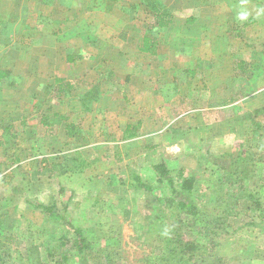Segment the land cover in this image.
<instances>
[{"label":"rangeland","instance_id":"374dc122","mask_svg":"<svg viewBox=\"0 0 264 264\" xmlns=\"http://www.w3.org/2000/svg\"><path fill=\"white\" fill-rule=\"evenodd\" d=\"M216 1L218 2V0ZM243 1L247 6L246 9L250 11L252 6L250 1ZM22 2H28V0L1 1L0 13L4 21V24L0 26L1 71L12 69L16 64V62L14 63L16 59H19L18 71L22 70L26 72L31 68L30 63L33 60L39 61V65H44V62L49 60V58L51 60L52 58L56 60L64 59V48H62L64 43L72 49L75 46L83 47L91 44L89 40L92 37L85 35L83 37L81 35L77 38L69 37L68 40H61L60 35H62V31L58 32L59 35L55 33L50 37L32 35L25 40H20L23 36H19L18 31L20 30L16 28V25L24 26V23L28 22L29 25L31 22L30 17L27 16L31 15V12L28 6L22 4ZM35 12L37 15L41 11ZM215 13V16H210L215 19L217 36L215 46L219 48L222 46L224 48L226 42L224 44L219 43V40L222 39V42H224L223 39L226 40V12L223 9L217 8ZM16 16L18 18L15 19ZM120 18L118 19L119 23L121 21ZM81 19L80 25H87L86 18L83 17ZM123 20L126 21V18ZM153 21L151 15L145 16L139 13L136 16V23L141 25L144 24L146 26V23L151 24ZM95 23L101 27L104 25V20L96 19ZM257 30L263 31V35H258L255 38L256 44H254L253 40V44H246L248 50L245 52V60L250 66L234 69V75L248 77L254 72L256 73L254 79H259V76H262L260 82L253 84L248 82L215 84L212 90L215 98L212 105L214 108H219L210 111L213 115L198 117L197 121V117L193 116L195 114L186 113L189 109L185 110V107L190 104V101L185 98L182 99L184 110L181 111L182 113L179 112L177 108L178 99H172L174 98V94L171 96V93L169 94V99L166 100L167 110H164L165 113L159 108V106L162 107V100L156 99L152 102L146 99L134 101L135 111L144 112L143 117L146 123L152 124V122L157 121L154 127L160 126V132L145 128L139 134L140 146L143 147L145 145V140L146 143L150 141V145H157V148L152 152L147 151L148 155H151L149 156L151 157L149 163L151 164L153 160L157 163L159 159H167L169 165L174 170L171 174L173 177H177V169H184L185 177L193 180L190 199L200 207L211 204L218 194L226 196L232 189L240 190L238 186H232L221 181V172L210 164L209 155L219 156L223 153L235 152V154L241 153L246 160L251 159V162H249L251 172L244 184L245 190H241V192L237 191L234 196V201L237 205L235 210L239 214L237 216L232 215L228 219V224L233 235L226 237L225 241L221 239L220 245L216 250V256L204 264H264V66L257 69L258 67L256 68L253 64L259 63L257 59L264 57V23L259 26V29H256V32ZM102 31L99 32L97 37H93L94 43L113 39L114 36L102 34ZM36 40L38 45L36 44V47H34ZM97 45L99 46L96 51L102 52L98 54V57L100 55L110 57V53H103L104 48L100 47V44ZM52 46H56L57 48L55 54H51V52L47 53L46 50L44 51V49ZM89 48L95 50L93 47L89 46ZM123 48L125 49L126 47L123 46ZM14 55H17L16 59ZM237 58L240 59V55ZM120 76L119 79H122L123 76L121 74ZM94 77L90 78V81L96 80ZM246 80L249 81V78H246ZM32 82H24L19 86L12 82L10 84L6 83L4 80L0 82V98H4L6 103L11 107L16 105L19 110H16L14 113L19 112L21 116L23 115L24 119L33 124L32 126L28 125L29 127L35 126L37 128V130H33L35 132L31 136V139L28 138L26 140L27 136H21L18 139L17 144L20 151H22V156L26 160L24 162L25 165H22L23 168L16 170L15 176L11 175L12 177H10L7 175L16 168L13 164L4 162V160L2 163L0 162V197L2 196L0 201L4 198V203L5 197L8 199L10 197L12 199L15 198L10 206L2 207V210H0L3 215L0 218V258L2 260L0 264H79V256L75 248H72L74 235L67 231V228L58 226V222L45 217L40 211H35L25 206H14L15 202L21 201V198L19 193L13 194L12 187L22 182L25 185L26 181L28 184L24 186L23 190L25 191L27 188L28 193L32 191L33 195H29L30 197L33 196L35 200L38 197L42 198L47 204L55 203L59 213H62L63 206L67 207V215L70 221L74 226L82 229L84 238L89 243V247L85 252L88 264L155 263L154 257L159 255L163 248L162 241L153 233L147 235L146 231L150 220V213L163 210V207H166L163 202L165 192L160 189H154L149 194L143 190H136L133 186L129 189H134V191L129 192L128 188L119 186V182L114 180L108 182L116 184L115 188L113 187L109 190V195L107 194L102 197V192L105 193L104 188H102L104 180L99 181L96 177L98 178V175L102 173L101 171L108 170L111 165L114 171H117L116 166L118 163L115 161L116 157L114 155H118V153L112 147L85 148L80 144L79 140L82 137L79 135L80 133L84 134V136H89L90 139L97 138L99 140V137L93 135V131L90 129L89 123L93 119L92 114L82 112L84 114L83 118L76 116L77 111L83 109L82 104L85 103L88 108L94 109H100L99 107L110 108L111 105L114 106L113 108L117 107L118 109L120 106L118 102H120L121 106L124 103L123 109L125 112L128 106L126 99H108L107 97L119 95V90L117 91L118 88L114 85L111 87V85L103 84L99 85L103 93L108 90V87L111 89V92L104 93L103 99L87 102L86 93H95L99 90L98 88L95 90L94 87L96 86L93 82L76 84V88L72 89L68 93L69 95L62 99H56L51 94L56 88L55 83L50 86L42 83L37 85ZM242 82H245V80ZM193 83L195 82L193 81ZM139 85L142 90L144 89V91L149 92V89H145L148 88V84L145 88H142L143 84ZM187 85L189 86L190 83H187ZM122 86H126V84H122ZM191 86L201 89V86L205 87L206 85L199 82L191 84ZM62 95L60 94L59 96L61 97ZM223 103H226V105ZM221 105L225 108L221 109ZM48 107L51 109V112L52 110L57 113L67 111V113L71 114V122H76L79 118L80 122L84 124L85 130H82L80 126L79 130L81 129L82 132L78 133L77 131L74 133V131H71L70 135L67 136L70 139V142H68L69 146L59 147L63 138L59 135L60 126L46 129L37 124L44 114L47 115ZM153 108H156L157 112L152 113L154 112L151 111ZM10 109L12 108L7 109V118L11 117L9 115L14 114L9 112ZM12 117L16 118L15 116ZM19 118L17 116V119ZM100 118H102L101 124L102 122L106 123L107 127H111L113 123H117L118 126L119 123H125L124 119H122L124 116L120 117L122 120L118 119L117 116L115 118L111 117L110 114L104 118L102 115ZM100 118L98 115L97 121ZM66 121L68 123L70 121L69 118ZM16 130L18 129L12 128L11 132H7L10 140L7 139L6 144L9 141L12 142L14 135L18 136L20 134V131L16 132ZM0 136L1 138L6 137L4 133H0ZM33 138L39 142L38 147L32 148L34 145L31 144V141H34ZM51 138H54L58 143L52 151L46 146ZM3 140L5 141V139ZM133 144L132 142V146ZM132 146L119 151H121L120 155L124 153L129 155V158L125 159L126 162L135 159L136 163L134 164L137 166L138 159L141 158L138 155H144L143 153L146 152L142 153L143 148L139 149ZM66 151L70 152L64 154ZM75 152H78L79 155H75ZM42 153L47 155L48 153L52 154L48 156L50 162L47 168H43V165L39 163L41 158L37 157V155L40 156ZM66 155L68 157L72 155L76 157L77 163L81 161L88 163V167L80 169L82 170V178L77 176V178L74 177L72 180L66 181L62 176L67 173L73 174L72 171L67 170L61 174L52 168V165L62 161V159L56 160L57 158L59 159ZM98 156H104L109 161H102L103 164H96L94 159ZM133 165L128 168L130 169ZM120 167V171H122V168L124 169L125 167L126 169L127 164L123 163ZM47 169L48 171H46ZM137 171L139 175L142 173L145 181L150 178L148 166L145 167V170L140 167ZM122 174L123 172H121ZM31 180L34 181V184L36 183V186H32ZM60 180L67 187L64 191L61 187H58ZM85 181L88 186L81 189L80 193L82 196L86 197L88 195V201L90 199L93 201L94 198H101L100 203L98 202L94 207H73L74 196L72 198L69 191L72 189L73 193L77 192V186L83 185ZM129 183L132 184V180ZM18 187L20 188V186ZM95 189L97 190V194L94 193ZM37 191L41 192L38 193ZM4 193H6L5 196L3 195ZM247 195H250L252 199L248 200ZM257 201L260 203V206L256 203ZM61 235L66 237V244L67 240L69 241V244L65 247L59 245L58 237ZM50 255H52L51 258ZM61 255H66L68 261L62 262ZM197 264L202 263L198 262Z\"/></svg>","mask_w":264,"mask_h":264},{"label":"crops","instance_id":"0c3cea01","mask_svg":"<svg viewBox=\"0 0 264 264\" xmlns=\"http://www.w3.org/2000/svg\"><path fill=\"white\" fill-rule=\"evenodd\" d=\"M1 1L2 0H0V6ZM154 1L160 5L161 8L164 7L167 9L171 18V23L166 28L153 30V36L156 41L154 54L142 53L140 51L143 39L146 36H150L148 32L152 26H154V21L151 24L146 23V26L136 23V16L139 13L145 16L151 15L152 19L154 18L151 11L142 3V0H28V2H22V4L28 6L31 12V15H27L30 17L31 22L29 25L28 22L24 23V26L16 25V28L20 30L18 31L19 36H23L20 40H25L32 35L50 37L62 31V35H60L61 40H68L69 37L77 38L81 35L83 37L85 35L92 37L89 40L91 44L83 47L75 46L72 49L71 47H67L64 43V46H62V48H64V59L56 60L51 57L52 60L49 58V60L44 62V65H39V61L33 60L30 63L31 68H29L27 72L22 70L18 71L19 59H16L17 55H14L16 59L14 63L16 62V64L12 69L2 71L6 76L2 78L0 82L4 80L6 83L10 84L12 82L13 84H18V86L24 82L31 83L32 81L33 84L39 85L42 83L51 86L55 83L56 79L60 78L64 83L73 85L74 89L76 88V84L93 82L96 86L94 87L95 90L96 88L99 89L96 92L94 91L95 101L101 98L103 99L105 96L104 93L111 92V89L108 87V90L103 93L99 85L106 84L111 85V87L114 85L118 88L117 91L119 90V95L116 94L115 97H106L108 99L110 98V100L126 99V104L128 106L125 112L123 109L124 103L121 106L120 102H118L120 105L118 109L117 107L113 108L114 106L111 105L110 108H88L87 110H78V113H76V116H79V118L84 117L82 112L92 114L93 119L89 123L90 129L93 131V135L99 137V140L97 138L90 139L89 136L81 134V129H86L84 124L80 122L79 118L78 121L71 122V114L67 113V111L57 113L52 110L51 112V109L48 107L47 115L44 114L37 122L39 126H43L46 129H52L53 126H60L59 135L63 138L61 139L62 141L59 147L65 145L69 146L68 142H70V139H68L67 136L70 135L71 131H74V133L78 131V133H80L79 135L82 136L79 139L80 144L85 148L112 147L115 149L118 153V155H114V157H116L115 161L118 163V167L116 166L117 171H114L111 165L108 170L101 171L102 173H100V175L97 174L99 177H96L99 181L104 180L102 188H104L105 193L102 192V197L107 194L109 195V190L113 187L115 188L116 184L108 182L114 180L119 182V186L126 187L129 192H133L134 189H129L132 187V184L129 182L133 174H136L145 181V179H143L144 177H142V173H140V175L137 173L140 167L145 170V167L148 166V170L150 169V178L146 181H154L156 179L155 172L152 168L156 163L154 160L151 164L149 163L151 161V157L149 156L151 155H148L147 151L149 150L152 152L157 148V145H150V141L146 143L145 140V145H143V147L140 146L139 134L145 128L160 132V126L154 127L157 121L152 122L151 120L152 124L146 123L143 117L144 112L135 111L134 101L146 99L152 102L156 99L162 100V107L159 106V108L164 112V110H167L166 100L169 99V94L171 93V96L174 94V98L172 99H178L177 108L179 112L184 110L182 99L185 98L190 101V104L185 107V110L189 109L186 113L195 114L193 116H196L198 121V117H209L213 115V113L210 112L211 110L219 108H214L212 105L215 99L212 93L215 84L247 82L253 84L260 82L262 77L260 75L259 79H254L256 73L253 72L252 75L248 77L245 76L249 78L248 81L245 77L234 75V69H240V67L249 65L245 60V52L248 50L246 44H253V41L256 40L255 38H257L258 35H263V31L260 32V30H257L256 32V29H259V26L264 23V0H248L252 4L250 11L246 9L247 6L243 0H226V3L225 0H218V2H215V0ZM223 5L225 6L223 7ZM217 8L223 9L226 12V40L223 39L224 42L221 41L222 39L219 40V43L224 44L226 42L224 48L222 46H220V48L215 46L217 40L215 19L210 16L216 15L215 11ZM35 11L41 12L36 15ZM83 17L87 20V25L85 26L79 23ZM16 18L18 17L16 16L15 19ZM119 18L121 19L120 23L118 21ZM124 18H126L127 22L123 20ZM96 19H103L104 25L99 27V25L95 23ZM3 22L0 13V26L4 24ZM101 30H103L102 34L105 33L107 36H114L113 39H106L104 42L94 43L93 37H97ZM36 44L37 40L34 43V47H36ZM97 44H100V47L104 48L103 53H110V57L103 55L98 57V54L102 52L96 51L99 46ZM254 44H256L255 41ZM89 46L93 47L95 50L90 49ZM123 46L126 48L124 49ZM45 50L47 53L51 52V54H55L57 48L56 46H52L48 49H44V51ZM59 54L61 53L59 52ZM89 55L93 57H89ZM238 55H240V59L237 58ZM257 60H259V63L253 64L259 69L264 66V57ZM253 64H251V66H253ZM120 74L123 76L122 79H119L121 77ZM93 77L96 78V80L90 81V78ZM243 80H245V82H242ZM193 81L195 83L200 82L206 86H201V89L195 88L191 86V84H195ZM187 83H190V85L188 86ZM122 84H126V86H122ZM139 84L144 85H142V88H145L148 84V88L145 89H149V92H146V90L144 91V89L142 90ZM47 85L46 87H48ZM16 89H18V87H16ZM196 93L198 94L196 95ZM51 94L56 97V99H62L69 95L64 94L65 96L60 97V94H56L53 91ZM223 104L226 105V103ZM8 108H12L9 110L10 113L19 110L16 105L11 107L6 103L4 98H0V133L6 135L5 138H1L0 136V162L2 163L4 160V162H10V164L16 167L14 171L7 174L12 177L15 176L16 170L23 168L22 165H25L24 162L26 160L22 156V151H20L17 144L19 137L27 136L26 140L28 138L31 139V136H33L35 132L33 130H37V128L35 126L29 127L28 125L32 126L33 124H30L29 121L24 119L22 117L23 115L21 116L19 112L9 115L11 117L7 118ZM220 108L222 109L225 107L221 105ZM156 110V108H153L151 111L155 113L157 112ZM108 114L114 118L117 116L120 120L124 119L125 123H119V126L117 123H113L111 127H107L108 125L103 122L101 124L102 118H100V116L103 115L104 118L107 117ZM98 115L100 118L99 121H97ZM17 116L20 118L17 119ZM121 116H124V118L121 119ZM67 118L70 120L68 123L66 121ZM80 126L81 129L79 130ZM12 128L18 129L16 132L20 131V134L18 136L14 135L12 142L9 141L8 144H6L5 142L10 140L7 132H11ZM131 133H133L134 136L129 137L128 135ZM71 137L73 136L71 135ZM2 139H5V141H2ZM132 142L134 143L133 146ZM38 143L36 139L31 141V144H34L32 148L38 147ZM57 144V141L51 138L46 146L52 151L56 148L55 146H57ZM130 146L139 149L143 148L142 153L144 151L146 152L143 153L144 155H138L139 157L141 156V158L138 159L137 166L134 164L136 163L135 159L126 162L125 159L129 158V155L125 153L120 155L121 151L119 150L130 148ZM69 152L70 151H66L64 154ZM74 154L79 155L78 152ZM49 155L52 154L48 153L47 155L42 153L40 156L37 155V157H40L41 160H47L49 164ZM33 159H35V157H33ZM60 159H62V157L56 160ZM107 159L108 158L104 156H98L94 159V162L96 161V164H103L102 161H109ZM41 160L39 163L44 167V163H41ZM84 162L85 165L83 169L89 166L86 161ZM123 163L127 164V167L126 169L124 167L125 170L122 168V171H120V165ZM131 165L133 166L129 169L128 167ZM121 172H123L122 175ZM81 173L82 170L74 171L73 174H64L62 178L66 181H70L74 177H81ZM86 174H84V176H86ZM61 181L62 180H60L58 187H61L64 191L67 187L64 185V182L61 183ZM31 182L32 186H36L33 180H31ZM27 184L28 182L26 181L25 185L22 182L12 187L13 194L19 193L21 198V201L18 203L15 202L16 204L14 206L29 207L25 204V200H33L47 205V202L42 198L38 197V199L35 200L33 196L30 197L29 195H33L32 191L28 193L27 188L25 191L23 190L24 186H27ZM18 186H20V188ZM87 186L88 184H86L85 181L83 185L80 184V186H77V192L73 193V191H71L72 189H70V195H72V198L74 196V202L72 203L73 207H94L98 202L100 203L101 198H94L93 201L92 199L88 201V195H86V197L82 196L80 193L81 189ZM40 192L41 191L38 193ZM94 193L97 194L96 189ZM5 194L6 193L3 195L5 196ZM5 199L4 203V198L0 201V210H2V207L10 206L15 200V198L12 199V197L9 199L5 197ZM1 217H3V215L0 211V218Z\"/></svg>","mask_w":264,"mask_h":264},{"label":"trees","instance_id":"16d2710c","mask_svg":"<svg viewBox=\"0 0 264 264\" xmlns=\"http://www.w3.org/2000/svg\"><path fill=\"white\" fill-rule=\"evenodd\" d=\"M142 3L153 14L154 26L148 32L150 36L143 39L140 51L154 54L156 41L153 30L166 28L171 23L170 13L164 7L161 8L154 0H142ZM5 76L6 74L0 71V80ZM55 85L54 93L56 94H68L73 89V85L64 83L60 79L55 80ZM86 99L87 102L95 101V93H86ZM82 108L88 109L85 103L82 104ZM128 136L132 137L134 134L131 133ZM75 158L73 155L71 157L63 156L62 161L52 165V168L61 174L67 170L74 172L83 169L85 162L77 163ZM208 158L210 164L221 172V181L232 186H238L240 190L232 189L226 196L218 194L216 199H213L211 204L206 206L200 207L190 199L193 180L185 177L182 168L177 169V177H173L171 174L174 170L167 159H159L152 167L156 175L154 181L147 182L136 174L132 175L131 180L134 189L143 190L149 194L154 189L165 192L163 202L166 207H163V210L151 212L147 225V235L152 233L157 235L163 245L161 253L154 257L155 263L153 264H197L198 262L204 264L216 256L220 240L225 241L226 237L233 235L228 219L232 215L237 216L239 214L235 210L237 205L234 196L237 191L245 190L244 184L251 172L249 169L251 159L246 160L241 153L235 154V152L223 153L219 156L209 155ZM41 163H44L43 168L49 167L47 160L42 159ZM155 186L158 187L155 188ZM247 198L248 200L252 199L250 195H247ZM256 203L260 206L258 201ZM25 204L35 211H40L45 217L58 222V226L67 228V231L74 235L72 248H75L79 256V264H88L85 252L89 243L84 238L82 229L74 226L70 221L66 206H63L62 213H59L55 203L44 205L37 201L25 200ZM65 238L64 235L58 237L61 247L69 244L68 240L66 244ZM51 257L52 255H50ZM61 259L62 262L68 261L66 255H61ZM0 261H2L1 258Z\"/></svg>","mask_w":264,"mask_h":264}]
</instances>
